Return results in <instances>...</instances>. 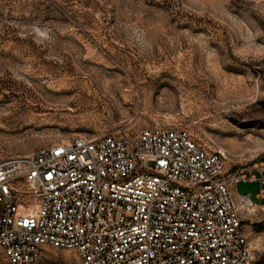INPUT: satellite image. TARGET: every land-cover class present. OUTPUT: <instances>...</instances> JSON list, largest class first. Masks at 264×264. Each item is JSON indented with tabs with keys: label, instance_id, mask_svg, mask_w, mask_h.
Listing matches in <instances>:
<instances>
[{
	"label": "rangeland",
	"instance_id": "1",
	"mask_svg": "<svg viewBox=\"0 0 264 264\" xmlns=\"http://www.w3.org/2000/svg\"><path fill=\"white\" fill-rule=\"evenodd\" d=\"M157 126L224 154L225 174L264 167V0H0V161ZM236 203L264 264V206Z\"/></svg>",
	"mask_w": 264,
	"mask_h": 264
},
{
	"label": "built area",
	"instance_id": "2",
	"mask_svg": "<svg viewBox=\"0 0 264 264\" xmlns=\"http://www.w3.org/2000/svg\"><path fill=\"white\" fill-rule=\"evenodd\" d=\"M225 160L187 130L157 126L0 161V255L51 264L49 247L78 264H251L233 192L256 180L225 174Z\"/></svg>",
	"mask_w": 264,
	"mask_h": 264
},
{
	"label": "crops",
	"instance_id": "3",
	"mask_svg": "<svg viewBox=\"0 0 264 264\" xmlns=\"http://www.w3.org/2000/svg\"><path fill=\"white\" fill-rule=\"evenodd\" d=\"M250 174H252V176L255 178V180H256L255 182H258L262 187L264 186V184L261 183V180L264 179V167L263 166H258L256 168V170L249 171V175ZM237 194H239V193H238L237 187H236V191L233 192V195H234V198H235L236 202H237V199H238ZM239 195H241V194H239ZM245 195L250 196V198L252 200L251 194H245ZM256 199H257V202H254L252 200L253 203L255 204V206H257V207L264 206V189H262L260 192H258L256 194Z\"/></svg>",
	"mask_w": 264,
	"mask_h": 264
}]
</instances>
